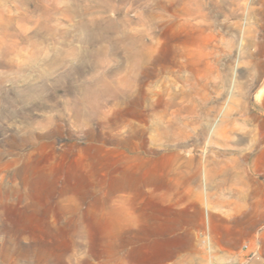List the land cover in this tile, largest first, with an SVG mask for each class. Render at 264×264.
I'll use <instances>...</instances> for the list:
<instances>
[{"label":"rangeland","instance_id":"374dc122","mask_svg":"<svg viewBox=\"0 0 264 264\" xmlns=\"http://www.w3.org/2000/svg\"><path fill=\"white\" fill-rule=\"evenodd\" d=\"M225 164L264 180V0H0V264H172L153 224Z\"/></svg>","mask_w":264,"mask_h":264},{"label":"crops","instance_id":"0c3cea01","mask_svg":"<svg viewBox=\"0 0 264 264\" xmlns=\"http://www.w3.org/2000/svg\"><path fill=\"white\" fill-rule=\"evenodd\" d=\"M218 174V177L210 178L211 194H215L216 199L210 196L206 198L204 205L201 200L196 199L198 202L195 201L188 212H164L161 224L158 220L153 224L152 241L169 244L162 248L161 255L156 254V259L160 258L165 263L167 259L173 260L175 257L176 261L172 264H212V260L215 264H226L231 253L240 247L241 238H235V224L231 212L239 210L243 217H247L245 225L244 218L241 220L242 231L238 230V235L244 231L249 234V210L264 209L257 202L251 204L250 195L261 193L264 180L251 178L243 167L237 166L234 171L233 166L228 164L220 166ZM196 183L195 181L194 184ZM215 211L219 213H214ZM171 219H176L177 223H171ZM167 220L170 223L167 224Z\"/></svg>","mask_w":264,"mask_h":264},{"label":"bare ground","instance_id":"6f19581e","mask_svg":"<svg viewBox=\"0 0 264 264\" xmlns=\"http://www.w3.org/2000/svg\"><path fill=\"white\" fill-rule=\"evenodd\" d=\"M123 147V146H122ZM125 151V150H123ZM121 152V151H120ZM119 171V170H118ZM121 176V175H120ZM127 183V182H126ZM128 197L125 196L124 194H120L118 197V208H119V220H120V224L121 226L123 225V222L126 220L127 218V209H126V202ZM127 222V221H126ZM125 230V229H124Z\"/></svg>","mask_w":264,"mask_h":264}]
</instances>
